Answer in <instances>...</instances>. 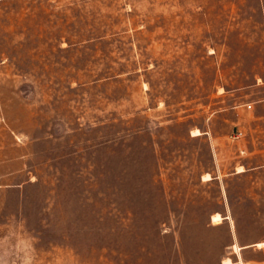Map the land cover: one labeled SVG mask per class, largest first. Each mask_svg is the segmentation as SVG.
I'll list each match as a JSON object with an SVG mask.
<instances>
[{
    "label": "rangeland",
    "instance_id": "1",
    "mask_svg": "<svg viewBox=\"0 0 264 264\" xmlns=\"http://www.w3.org/2000/svg\"><path fill=\"white\" fill-rule=\"evenodd\" d=\"M261 243L264 0H0V264Z\"/></svg>",
    "mask_w": 264,
    "mask_h": 264
},
{
    "label": "bare ground",
    "instance_id": "2",
    "mask_svg": "<svg viewBox=\"0 0 264 264\" xmlns=\"http://www.w3.org/2000/svg\"><path fill=\"white\" fill-rule=\"evenodd\" d=\"M241 171V170H240ZM209 179L210 177L206 174V176H205V179ZM221 219V216L217 213V214H215V215H213L212 216V221L213 222H218L219 220ZM261 245H264V244H258V246H261ZM225 264H231V262H230V260L229 259H227L226 261H225Z\"/></svg>",
    "mask_w": 264,
    "mask_h": 264
}]
</instances>
